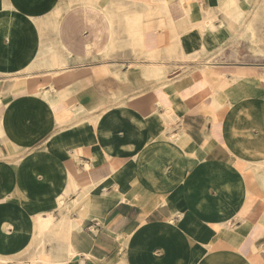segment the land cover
Masks as SVG:
<instances>
[{
    "label": "crops",
    "instance_id": "crops-1",
    "mask_svg": "<svg viewBox=\"0 0 264 264\" xmlns=\"http://www.w3.org/2000/svg\"><path fill=\"white\" fill-rule=\"evenodd\" d=\"M41 261L264 264V0H0V264Z\"/></svg>",
    "mask_w": 264,
    "mask_h": 264
},
{
    "label": "bare ground",
    "instance_id": "bare-ground-1",
    "mask_svg": "<svg viewBox=\"0 0 264 264\" xmlns=\"http://www.w3.org/2000/svg\"><path fill=\"white\" fill-rule=\"evenodd\" d=\"M208 64V63H207ZM203 73V72H202ZM206 73V72H205ZM225 84V83H224ZM258 107V106H257ZM229 108V107H228ZM227 138V137H226ZM209 140V139H208ZM45 260V259H44ZM41 262H43L42 264H49V262L48 261H41Z\"/></svg>",
    "mask_w": 264,
    "mask_h": 264
}]
</instances>
